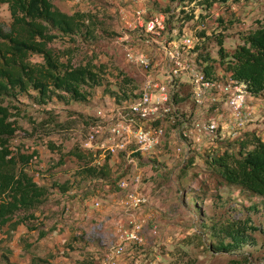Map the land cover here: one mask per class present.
<instances>
[{
	"label": "rangeland",
	"instance_id": "rangeland-1",
	"mask_svg": "<svg viewBox=\"0 0 264 264\" xmlns=\"http://www.w3.org/2000/svg\"><path fill=\"white\" fill-rule=\"evenodd\" d=\"M53 2L64 12L82 11L99 18L101 23L94 30L95 37L79 36L75 43L66 37L55 41L52 48L63 62L69 58L74 65L91 61L101 81L86 102L71 101L68 97L61 100L54 96L50 104L41 106L30 96L20 97L18 105L26 114L20 119L24 130L12 138L11 144L29 152L33 149L39 151L40 156L29 172L38 183L46 185L50 193L48 201L36 210L37 218L31 221L38 229L29 230L24 224L15 231H11L9 226L0 228V264H106L104 252L119 239L116 221H125L131 213L124 207V192L117 181L130 179L135 174L142 175L141 191L146 203L148 196L154 194L159 215L155 213L145 217L139 214L140 210L134 212L143 222L145 242L142 246L130 245L117 264H234V259L241 260L242 255L207 251L208 239L199 245L198 238H204L202 223L207 218L215 220L220 216L241 218L245 214L242 206L248 207L259 198L224 185L207 161L210 155L223 153L229 145H235L243 138L252 134L263 135L264 95L254 102L257 110L254 120L235 136L230 134L224 122L218 121L217 135L204 140L201 145H193L188 155L185 152L178 154L175 148L185 138L164 122L166 144L161 146V152L157 149L153 154L137 155L132 160L128 154L122 153L106 158L101 166L93 165L92 154L98 142H88L87 134L97 111L109 112L116 104L129 102L142 87L143 72L127 61L123 43L118 41L129 30L128 22L134 6L130 0ZM145 6L149 14L170 16L172 25L178 27L175 36L166 33L167 42L184 36L198 38L200 50L195 49L193 63L201 70L198 63L200 54L202 67L207 64L215 66L216 77L225 76L229 61L228 58L223 60L219 53L218 38L223 39L225 53L230 54L242 44L244 34L264 24V0L228 2L208 11L196 5L192 20L188 16L194 4L178 6L170 0H146ZM168 7L170 12H166ZM0 21L5 25L12 21L7 3L0 5ZM183 27L180 33L179 28ZM128 33L136 49L159 59L161 51L158 45H146L140 31ZM207 56L210 58L208 62L203 60ZM30 61L39 64L43 58L35 54L31 55ZM190 85L184 80L176 83L174 88L179 98L184 99L179 105L180 112L190 115L192 120L196 105ZM220 108L227 114L223 105ZM29 116L37 121L35 129ZM88 166L96 168L100 176L89 175L86 172ZM60 185L70 189L66 195L60 194ZM220 195L222 201L218 199ZM198 198L203 201L199 199L198 202ZM79 206H86L85 210L89 208L90 214L99 220L96 223L88 221ZM259 208V211L249 214L254 215L258 224L262 223L264 230V202ZM153 223L159 225L158 236L152 234ZM68 230L73 232L72 235ZM41 231L48 236L39 238ZM67 235L75 238H65ZM251 252V262L246 264H264V231L259 234L257 249ZM35 258L38 261H33Z\"/></svg>",
	"mask_w": 264,
	"mask_h": 264
},
{
	"label": "trees",
	"instance_id": "trees-1",
	"mask_svg": "<svg viewBox=\"0 0 264 264\" xmlns=\"http://www.w3.org/2000/svg\"><path fill=\"white\" fill-rule=\"evenodd\" d=\"M239 1L170 0V3H177L178 6L194 4L188 16L192 20L196 5L208 11L218 4ZM3 3L8 4L12 21L10 25L0 21V228L9 226L11 231H15L24 224L29 230H35L38 228L31 221L37 218L36 210L48 201L50 192L29 172L40 156L39 151L33 149L29 152L19 146L12 147V138L24 130L20 119L26 114L18 103L21 96H30L41 106L50 104L54 96L61 100L68 97L71 101H88L91 91L101 81L96 66L91 61L74 65L70 58L63 62L52 44L66 37L72 43L79 36L95 37L94 30L101 22L97 16L82 11L64 12L53 0H0V5ZM170 11L168 7L166 12ZM170 19V16L166 19L168 32L178 29ZM183 29L179 28V32ZM218 44L223 60L229 59L225 71L230 72L233 79L244 83L250 94L261 96L264 93V24L244 34L242 44L230 54L225 53L222 38H218ZM199 46L197 50H200ZM35 54L43 58L42 63L30 61L31 55ZM199 57L200 54L198 63L204 73L216 77L215 66L207 64L202 67ZM203 60L208 62L210 58L207 56ZM173 99L178 107L184 101L176 92ZM44 111L50 112L48 109ZM29 119L35 129L37 121L31 116ZM188 160L193 162L190 158ZM207 163L224 185L238 188L259 200L248 207L244 204L245 214L241 218L231 215L215 220L207 218L202 223L204 238H198L199 245L205 244L208 239L207 251L242 255L241 260L234 259L233 263H250L251 251L257 249L259 234L264 231L262 223L258 224L254 215L249 214L259 211V205L264 202V132L261 136L252 134L235 145H229L221 154L210 155ZM86 169L89 175L100 176L96 168L88 166ZM69 190L68 186H59L61 195ZM199 199L203 201L198 198V202ZM218 199L222 201L223 197L220 195ZM46 234L42 231L39 237ZM33 261H38V258Z\"/></svg>",
	"mask_w": 264,
	"mask_h": 264
},
{
	"label": "built area",
	"instance_id": "built-area-1",
	"mask_svg": "<svg viewBox=\"0 0 264 264\" xmlns=\"http://www.w3.org/2000/svg\"><path fill=\"white\" fill-rule=\"evenodd\" d=\"M146 0H130L134 6L128 22V32L140 31L144 43L158 45L161 51L159 59L135 48L129 33L122 34L118 41L123 43L127 61L143 72L141 90L129 102L116 104L109 112L98 110L91 123L87 141L98 142L92 154V164L101 166L106 158L122 153L132 158L153 154L162 146L166 130L164 122L174 127L176 134H182L183 140L175 149L178 154H190L193 145H201L209 135H217L226 105L229 119L226 127L235 136L245 129L248 122L257 115L254 102L261 96L250 94L244 83L233 79L230 72L223 77H209L193 63V55L199 39L184 36L181 39H165L168 32L164 13L149 14ZM171 36L178 34L174 28ZM194 48V49H193ZM189 81L196 108L203 110L210 118L184 115L175 104V84ZM98 150V153H97ZM142 175L135 174L130 179L120 178L118 187L124 192V207L131 212L125 221H116L118 241L104 252L106 264H117L130 245L142 246L145 242L143 222L135 216V211L146 204L147 199L141 191ZM98 204V203H96ZM159 225L153 223L152 234L158 236ZM135 264H139L136 262Z\"/></svg>",
	"mask_w": 264,
	"mask_h": 264
},
{
	"label": "crops",
	"instance_id": "crops-1",
	"mask_svg": "<svg viewBox=\"0 0 264 264\" xmlns=\"http://www.w3.org/2000/svg\"><path fill=\"white\" fill-rule=\"evenodd\" d=\"M184 80H186V77L184 78ZM192 93V92H191ZM225 107V109H226V105L224 106ZM204 113L205 112H203V110H198L197 108L194 110V116H196V117H208V118H210V116L209 115H207L206 114V116L204 115ZM228 119H229V116H228V112H227V114L225 113V112H223V116H222V119H221V122H224V123H226L227 121H228ZM210 138V136L208 135L206 138H205V140H207V139H209ZM186 140V139H185ZM205 143V142H204ZM166 144V141H164L163 142V144H162V146H164ZM160 148H161V146H160ZM158 149L160 152H161V149ZM69 192V191H68ZM67 192V193H68ZM66 193V194H67ZM150 193V192H149ZM65 194V195H66ZM151 194V193H150ZM158 201V200H157ZM88 203V202H87ZM156 205H158V203H155V200H154V194H152V196L151 197H149L148 196V203H146L142 208H140L139 210H140V215L141 216H149V215H151V214H155V213H157L158 214V212H157V206ZM88 206V205H87ZM85 207L86 206H83V207H81V206H79V209L81 210V212L82 213H84V215L87 217V220L88 221H90V222H92V223H96V221H98L99 219L98 218H96L95 216H93L92 214H90V209L88 208V209H86L85 210ZM93 209V208H92ZM142 209V210H141ZM139 215V216H140ZM156 215V214H155ZM159 215V214H158ZM83 218H84V216H83ZM165 221V220H164ZM54 228H55V226H54ZM55 230H56V228H55ZM42 232V231H41ZM45 232V231H44ZM68 232H69V230H68ZM72 233L73 232H69L68 234H70V235H72ZM39 236H40V234H39ZM46 236H48L47 234L44 236V237H42V238H45ZM70 237H72V238H75L74 236H69L68 237V235H67V237H65V238H70ZM40 238V237H39Z\"/></svg>",
	"mask_w": 264,
	"mask_h": 264
}]
</instances>
